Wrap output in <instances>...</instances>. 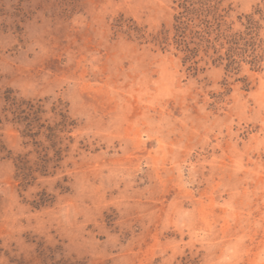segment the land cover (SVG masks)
I'll return each instance as SVG.
<instances>
[{"label":"rangeland","instance_id":"obj_1","mask_svg":"<svg viewBox=\"0 0 264 264\" xmlns=\"http://www.w3.org/2000/svg\"><path fill=\"white\" fill-rule=\"evenodd\" d=\"M251 17L264 54V0H0L1 86L78 122L27 190L0 126V264H264V61H215Z\"/></svg>","mask_w":264,"mask_h":264},{"label":"trees","instance_id":"obj_2","mask_svg":"<svg viewBox=\"0 0 264 264\" xmlns=\"http://www.w3.org/2000/svg\"><path fill=\"white\" fill-rule=\"evenodd\" d=\"M139 37H145L143 30L130 27ZM257 22L249 19L245 32H238L226 37V43L221 48H226L225 53L219 54L215 61L225 63L227 72L240 73L241 63L247 62L254 68H261L264 54L258 53ZM227 46V47H226ZM186 51L194 53L186 45ZM247 82V79H242ZM0 74V126L11 125L21 135L26 149L15 157V179L20 182V187L27 190L40 179L56 176L63 170L65 162L70 157L76 142L74 132L78 122L70 113L69 105L61 99L51 98L32 99L20 96L13 88L1 86ZM248 86V83H246ZM12 152L7 148L0 136V159L10 158ZM68 178L59 183L58 188L68 191L64 185ZM55 196L46 189L39 192L33 206L42 208L52 205Z\"/></svg>","mask_w":264,"mask_h":264}]
</instances>
